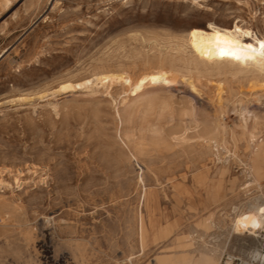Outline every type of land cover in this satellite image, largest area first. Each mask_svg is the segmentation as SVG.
<instances>
[{
    "label": "rangeland",
    "instance_id": "1",
    "mask_svg": "<svg viewBox=\"0 0 264 264\" xmlns=\"http://www.w3.org/2000/svg\"><path fill=\"white\" fill-rule=\"evenodd\" d=\"M208 23L264 38V0H0V264L255 255L233 225L264 205L243 189L264 72L184 68ZM108 72L173 78L141 95Z\"/></svg>",
    "mask_w": 264,
    "mask_h": 264
},
{
    "label": "bare ground",
    "instance_id": "2",
    "mask_svg": "<svg viewBox=\"0 0 264 264\" xmlns=\"http://www.w3.org/2000/svg\"><path fill=\"white\" fill-rule=\"evenodd\" d=\"M246 37H250V43L244 42V39ZM261 44H264V38H261L257 34H254L253 31H251L250 29H245L241 27L239 24H235L232 27H221L214 23H208L205 27H193L189 29L188 32L185 34L184 45L185 47L191 50L192 55L190 57H187V59H179V62L182 63L184 68L189 67L193 70L198 69L200 67L206 70L210 68L214 70H221L222 67H225L234 69L239 72H248L250 70L249 68L253 67L259 72H264V48L261 47ZM184 52L185 51H183V53ZM153 74L154 73H152L150 76H145L143 74L139 78H132L127 74H117V72H108L100 75H94V81L100 82L102 84H113L115 80H119V82H122V84L127 85V87H129L137 94L140 93L142 95L147 94L149 92L154 93L164 89L165 83H168L172 77L164 76V78H159L158 82H154L155 79L152 76ZM94 81L87 80L86 83L91 84V82ZM78 85L80 86L81 84ZM70 87L72 86H67L65 88L67 89ZM219 89L222 90L221 88ZM209 127L211 128V126ZM206 133L207 132H205V134ZM211 135H213V132ZM253 135L251 136L253 145L248 155L249 163L247 168L249 170L248 173L250 175V180L245 183L243 187V189L245 190L250 187L252 188V186H257L261 188L264 185V144L259 142V140H256V137ZM214 144H217V141L216 143L214 142ZM225 145L229 149L227 140H225ZM131 155L132 157H135V154H133V152H131ZM233 226V230L236 233L244 234V232H250V234L254 235L255 237L263 238L260 244H262V247H264V205H260L259 207H256L252 213H249L247 215L244 214L243 217L238 218ZM260 230H262L260 234H257V232ZM146 233L147 231L143 226L142 220L141 239L143 240V242ZM170 244L172 243L170 242ZM259 249L260 247L257 248V246L253 248L255 255L259 253ZM130 261L131 263H133L131 258ZM157 264L162 263L160 262ZM215 264L219 263L215 262Z\"/></svg>",
    "mask_w": 264,
    "mask_h": 264
},
{
    "label": "built area",
    "instance_id": "3",
    "mask_svg": "<svg viewBox=\"0 0 264 264\" xmlns=\"http://www.w3.org/2000/svg\"><path fill=\"white\" fill-rule=\"evenodd\" d=\"M225 264H264V247L260 244L259 253L251 256L247 261L238 257H230Z\"/></svg>",
    "mask_w": 264,
    "mask_h": 264
},
{
    "label": "snow or ice",
    "instance_id": "4",
    "mask_svg": "<svg viewBox=\"0 0 264 264\" xmlns=\"http://www.w3.org/2000/svg\"><path fill=\"white\" fill-rule=\"evenodd\" d=\"M261 47L264 48V44H261Z\"/></svg>",
    "mask_w": 264,
    "mask_h": 264
}]
</instances>
